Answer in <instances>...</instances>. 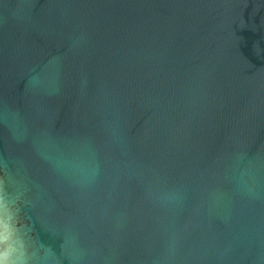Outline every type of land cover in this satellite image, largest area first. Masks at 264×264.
Here are the masks:
<instances>
[{"label": "water", "instance_id": "obj_1", "mask_svg": "<svg viewBox=\"0 0 264 264\" xmlns=\"http://www.w3.org/2000/svg\"><path fill=\"white\" fill-rule=\"evenodd\" d=\"M0 181L30 264H264V0H0Z\"/></svg>", "mask_w": 264, "mask_h": 264}, {"label": "clouds", "instance_id": "obj_2", "mask_svg": "<svg viewBox=\"0 0 264 264\" xmlns=\"http://www.w3.org/2000/svg\"><path fill=\"white\" fill-rule=\"evenodd\" d=\"M13 205V201L0 195V264H30L31 257L25 248L26 232L17 224Z\"/></svg>", "mask_w": 264, "mask_h": 264}]
</instances>
